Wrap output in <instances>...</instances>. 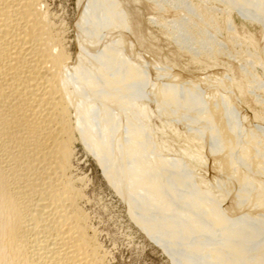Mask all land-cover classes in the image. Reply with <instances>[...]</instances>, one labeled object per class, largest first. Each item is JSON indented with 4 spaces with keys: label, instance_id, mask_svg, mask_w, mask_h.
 <instances>
[{
    "label": "bare ground",
    "instance_id": "obj_1",
    "mask_svg": "<svg viewBox=\"0 0 264 264\" xmlns=\"http://www.w3.org/2000/svg\"><path fill=\"white\" fill-rule=\"evenodd\" d=\"M76 6L0 0V264H114L83 151L172 264H264V0Z\"/></svg>",
    "mask_w": 264,
    "mask_h": 264
},
{
    "label": "rangeland",
    "instance_id": "obj_2",
    "mask_svg": "<svg viewBox=\"0 0 264 264\" xmlns=\"http://www.w3.org/2000/svg\"><path fill=\"white\" fill-rule=\"evenodd\" d=\"M55 2L56 5L60 7V9L65 8L67 14H69L71 18H75L77 16L76 0H55ZM134 6L132 4L130 5L131 8H136V6ZM233 19L235 20L233 35L236 37L237 42H243L244 44V46H242L239 51H248L251 53V51H254L255 49L257 50L259 44L261 45V42L264 39V31L260 25H258L256 22L252 23V21L247 22L238 14H234ZM224 23L225 21H221L222 26H225ZM153 31L156 32L155 34H160L156 27H153ZM224 36L223 39L226 40V32H224ZM181 60H184V58ZM228 63L231 64L232 62L228 61ZM231 65H238V67L235 66L237 69L236 72H241L239 62L233 61ZM242 66L246 68V65L242 64ZM154 72L156 73L155 75H157L159 72H161V68L155 67ZM254 72L264 83V70L260 67V65L254 69ZM197 80L201 81L200 79ZM211 83L214 87L217 86L232 96H241V94L236 92L237 88L235 87L232 79L228 80L226 76L219 75V77H217V79ZM240 100L246 102L244 95L240 97ZM249 101L251 102V105L254 106L252 100ZM81 160H84L83 167L85 168V175L90 181H92L90 194L92 197L94 196L93 198L96 200L93 204V212H95V215L97 216V225H99L100 228L102 226L101 229L104 233V239H106L104 240L106 247L114 255L115 262L114 260L112 262L114 264L174 263V261H172L170 256L164 251L159 242H156L153 239L150 240L148 237H146L147 235L138 226L136 219L131 215L127 206L124 205V201L120 199V197L107 184L96 161L91 156H87L84 151L81 155ZM92 192H94V194Z\"/></svg>",
    "mask_w": 264,
    "mask_h": 264
}]
</instances>
